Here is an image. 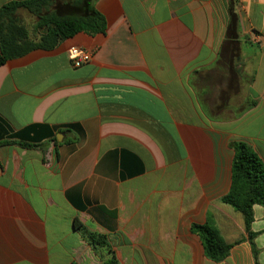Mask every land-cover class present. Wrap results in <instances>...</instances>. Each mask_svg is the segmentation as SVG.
<instances>
[{"label":"crops","instance_id":"0c3cea01","mask_svg":"<svg viewBox=\"0 0 264 264\" xmlns=\"http://www.w3.org/2000/svg\"><path fill=\"white\" fill-rule=\"evenodd\" d=\"M94 3L105 34L0 66V264H102L76 224L119 264H264V207L255 256L222 203L232 142L264 162V0ZM193 225L241 242L213 262Z\"/></svg>","mask_w":264,"mask_h":264},{"label":"trees","instance_id":"16d2710c","mask_svg":"<svg viewBox=\"0 0 264 264\" xmlns=\"http://www.w3.org/2000/svg\"><path fill=\"white\" fill-rule=\"evenodd\" d=\"M22 10L38 18L35 28L39 37L36 40L21 22L19 13ZM106 30V19L96 10L94 0L12 1L0 9V66L36 49L54 50L61 42L79 33L94 36L105 34ZM231 147L234 150L232 186L222 203L242 214L256 256L254 240L257 234L251 232V225L254 221V206L264 207V162L244 141L232 142ZM76 229L102 264H119L106 236L78 224ZM191 230L201 239L205 256L216 263L227 259L232 247L241 242H225L219 231L208 225H193Z\"/></svg>","mask_w":264,"mask_h":264},{"label":"built area","instance_id":"2783aa9c","mask_svg":"<svg viewBox=\"0 0 264 264\" xmlns=\"http://www.w3.org/2000/svg\"><path fill=\"white\" fill-rule=\"evenodd\" d=\"M92 55L93 53L91 51L81 47H71L68 51V56L75 68L89 63Z\"/></svg>","mask_w":264,"mask_h":264},{"label":"rangeland","instance_id":"374dc122","mask_svg":"<svg viewBox=\"0 0 264 264\" xmlns=\"http://www.w3.org/2000/svg\"><path fill=\"white\" fill-rule=\"evenodd\" d=\"M19 17L23 25L28 29L30 36L36 40L39 37V32L36 31V24L38 22V18L34 17L27 11H20Z\"/></svg>","mask_w":264,"mask_h":264}]
</instances>
